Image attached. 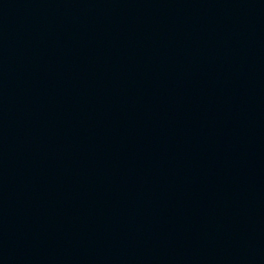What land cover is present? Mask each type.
Wrapping results in <instances>:
<instances>
[{
	"label": "water",
	"instance_id": "water-1",
	"mask_svg": "<svg viewBox=\"0 0 264 264\" xmlns=\"http://www.w3.org/2000/svg\"><path fill=\"white\" fill-rule=\"evenodd\" d=\"M0 264H264V0H0Z\"/></svg>",
	"mask_w": 264,
	"mask_h": 264
}]
</instances>
